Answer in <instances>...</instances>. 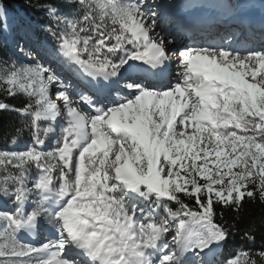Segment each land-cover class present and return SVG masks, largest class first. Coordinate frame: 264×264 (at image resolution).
Returning <instances> with one entry per match:
<instances>
[{
	"label": "rangeland",
	"instance_id": "1",
	"mask_svg": "<svg viewBox=\"0 0 264 264\" xmlns=\"http://www.w3.org/2000/svg\"><path fill=\"white\" fill-rule=\"evenodd\" d=\"M68 1H78L81 4L80 8L96 13V17L106 21L112 30L108 37H100V31L89 28L84 22L85 18H80L81 12L78 10L71 17H54L57 20L55 30L57 39L62 40L60 54L73 67L76 68L81 62L86 69L114 78V83L108 89V84L100 81L107 91L104 95V90H101L105 97L102 96L97 101L104 106L102 117L82 109L81 101L86 90L80 86L78 80H73L74 75L68 71L63 61H57L53 55L54 50L48 44H39L28 29L13 22V16L3 27L1 37L8 39L12 61L0 65V88L2 82L35 96L39 105L43 107L41 116L56 124L58 130L54 137L58 145L51 151L43 144H33L2 155L3 159H13L18 164L26 161L31 165L34 163L39 169V176L35 178L25 176L19 203L14 197L16 205L12 208L9 209L0 201V264H50L55 259L73 264L74 257L71 259V256L65 255L61 248L66 243V235L59 233L61 239L57 235L58 246L60 243L61 245L53 248V240L56 238H50L45 233L43 235L45 238L39 244L42 246L37 247L19 240L15 230V221L22 218L25 208H28L30 216L43 214L42 219L45 221L42 227L47 231L54 228L52 222L59 212L68 210L69 205L72 208L73 203L79 207L77 212L85 221L83 232H92L94 235L95 231L91 229V225H96L102 218L112 217L115 220L116 232L111 238L110 247L124 258L125 264H161L164 257L178 264H244L246 258L243 255L222 263L217 260L215 252L221 246L223 236L222 241L214 244L208 251L191 253L192 244L186 242V239L192 232H198L205 243L211 239L210 232L200 223L204 220H191L181 229L174 228L165 216L159 218L153 216L145 206L146 199L139 189L147 183L150 187L149 194H158L160 198L167 196V187L161 182L157 167V159L161 157L179 163L180 170L177 172L176 183L185 191H189V187L193 186L189 177L192 171L188 166L194 163L199 169L194 190L203 186L212 187L216 197L222 200L234 193L237 187H241L253 173L264 174L263 153L257 147L259 142L250 134L238 132L242 130L239 126H231L236 124L232 109L238 110L243 118H248L252 114L254 104L248 102L246 97L250 95L258 104L264 105V96L241 89L230 77L224 76V66L221 63L225 59L222 53L227 54L226 60L234 56L238 58L246 55L256 56L247 63L244 79L264 91V44H256V41L249 37L252 36V32L241 34L233 29L220 32L217 39L222 37V40H218L220 47L217 49H211L208 43L193 42L187 39L189 36L181 38L180 35L176 38L172 35L176 27L170 26V19L174 17L168 15L163 19L158 18L157 0ZM165 1V7L170 3L173 8L195 6L200 9L206 4L208 8L220 11L231 9L232 15L235 12L239 14L238 11L243 10L247 1L264 2V0L231 2L217 0L225 3V7L219 8L218 4L213 7L217 2L215 0ZM173 8L168 12H173ZM252 10L250 13L243 10V13L252 14L259 11ZM258 13L264 16V12ZM143 16L146 18L140 23L138 19ZM214 28L203 34L208 35L212 31L220 30ZM138 30L147 33L159 32L168 36L170 38L168 40L171 41L172 47L166 48L167 54L170 55L168 58L172 59L171 63L174 65L169 81L161 89L149 85L143 87L154 97L145 96L142 91L135 89L141 82L130 76L132 72H127L129 64L130 71H133L132 66L138 65L133 60H141L145 55L140 54V50L144 51L146 48L147 58L143 61V67L149 68L145 63L150 57L148 45H151L152 41L150 38H141ZM110 34L114 35L116 40L111 39ZM230 34L235 36L230 37ZM122 40L130 48L129 51L119 52ZM181 49L185 52L183 53ZM191 50H195L193 52L195 55L216 60L220 67L216 74L227 78L226 82H222L219 77L209 81L203 73L197 75L191 73L188 63L183 58V55L190 53ZM176 52L182 53V56L173 59L175 56H172V53ZM239 61L235 63L236 66L228 67V70L242 75L245 69L240 68ZM143 67L140 65L137 71L143 70ZM94 77L96 78L95 75ZM206 85L210 87V94L207 97L201 93ZM125 99L128 100L124 103L119 102ZM120 108L125 110L121 112L120 121L126 126L125 132L128 133L120 134L122 129H118L119 134H112L109 125L111 124V129H115L113 112L120 111ZM74 111L79 112L86 121L87 136L84 139H81L84 129L80 128L72 117ZM203 111L210 113L211 120L203 118L201 113ZM93 138L94 141H101L100 147L92 142ZM16 146L17 144L13 145L14 148ZM147 154L150 156L146 161ZM52 164L60 165L62 170L55 176ZM85 164L89 170L93 169L95 172L89 177V181L95 182L90 184L87 180L82 181ZM137 164L141 165L144 177L137 175ZM106 184L112 188L126 184L129 215L120 214L113 206H105L103 185ZM53 188L59 190L62 196L59 205L53 206L54 209L42 205L43 194L41 198L38 196L42 191ZM70 193L77 198L69 195ZM60 205L62 207L57 211ZM213 228L215 233L221 235L218 228ZM183 243L186 248L181 255L179 250Z\"/></svg>",
	"mask_w": 264,
	"mask_h": 264
},
{
	"label": "trees",
	"instance_id": "2",
	"mask_svg": "<svg viewBox=\"0 0 264 264\" xmlns=\"http://www.w3.org/2000/svg\"><path fill=\"white\" fill-rule=\"evenodd\" d=\"M80 6L78 1L68 0H0V65L12 61L11 46L7 39L1 37L3 26L10 21L11 16L13 22L28 29L39 44H49L57 58H62L58 52L62 40L57 39L58 35L55 32L57 20L52 13L57 18L71 17L78 10L81 12L80 18H85L84 22L89 28L100 31V37H108L112 30L108 23L101 17H96V13H90ZM110 38L116 40L112 34ZM127 47L122 40L119 52ZM1 84L0 199L10 209L16 205L14 197L18 199L22 195L24 187L22 182L25 176H37L39 169L34 163L29 164V161L18 164L13 159H3L2 155L41 143L52 151L58 142L56 143L54 138L56 132L54 124L39 118L41 106L37 103V98L22 89L2 82ZM246 100L254 104L251 116L243 118L238 110L232 109L231 112L236 118V124L232 126L241 127L240 133L250 134L264 145V105L258 104L250 95ZM14 143H17L15 148ZM148 156L150 154L145 156L146 161ZM157 167L159 178L166 185L168 192L163 198L155 193L149 194L150 187L145 183L139 190L145 195L148 206L158 205L161 216L164 215L174 228L180 229L190 220L198 219L215 224L224 237V243L216 254L217 260L221 263L243 255L246 258L244 264H264V174L253 173L241 187H237L234 193L222 200L216 197L212 187L203 186L194 190L199 172L194 163L188 166L192 171L189 177L193 184L189 191H185L176 183L177 172L180 170L179 163L161 157L157 159ZM52 168L53 176L62 171L60 165L55 164ZM136 172L144 177L141 165L137 164ZM94 173V170H89L85 164L84 179L89 181V177ZM104 188L107 206H113L119 213L127 214L129 209L127 186L124 184L112 188L106 184Z\"/></svg>",
	"mask_w": 264,
	"mask_h": 264
},
{
	"label": "bare ground",
	"instance_id": "3",
	"mask_svg": "<svg viewBox=\"0 0 264 264\" xmlns=\"http://www.w3.org/2000/svg\"><path fill=\"white\" fill-rule=\"evenodd\" d=\"M158 2V4H157V8L159 9V7L161 6V7H163L164 8V12H166V11H168L169 9H172L173 7H171V5H170V3H168V5H167V7H165V5H166V1L165 0H157ZM168 1V0H167ZM215 1H217V0H215ZM161 2H165V5L164 6H162V4H161ZM216 4H218L219 5V8H220V6L221 7H225V3H224V1H217L216 3H214L213 4V7H216L215 5ZM206 5V4H205ZM207 5H209V4H207ZM244 8H243V10L245 11V12H252L253 10L252 9H255V10H259V11H257V12H264V2H262V1H256V3L254 2V1H247L246 3H244ZM182 6V5H181ZM180 7V6H179ZM178 6L176 7H174L173 9H174V11L173 12H171L172 14H177L179 11V9L181 8H179ZM185 9H191V10H199L198 9V7H195V6H188V7H186ZM222 9V8H221ZM218 10V9H217ZM243 10H241V11H238L239 12V14L238 15H240V16H252L253 15V13L252 14H244L243 12ZM219 11V13H220V15L221 16H223V17H225V16H230V15H232V13L231 12H233V11H231V9H227V10H222V11H220V10H218ZM159 12H161L160 11V9H159ZM170 13V12H169ZM159 14V13H158ZM163 14V13H162ZM183 16H185L186 14H182ZM260 16H263V15H261L260 14ZM159 18H160V15L158 16ZM264 17V16H263ZM145 16H143V17H141V18H139L138 19V21L140 22V23H142V22H144V20H145ZM223 26H221V31H223ZM211 30V29H210ZM196 31V30H195ZM213 32H216V33H213ZM249 32H252V36H249V37H252L253 38V40L254 41H256V44H264V32L263 31H261V30H249ZM137 33H138V35L142 38V37H145V38H150L151 39V41H152V44L151 45H148V50H149V58L146 60L147 62L145 63L146 65H148L149 66V68H146V67H143V68H145V70H143V75H147V76H150L151 75V65L150 64H153L154 63V60H156L157 59V61H160V60H162V61H165L166 63H167V66H168V70H167V73H168V75H167V78H170L171 77V69H172V67L174 66L172 63H171V61H172V59L170 60V58H168L170 55L169 54H167V52H166V48L168 49L169 47H172L171 46V41L170 40H168V36H164V35H162V34H159V32H149V33H147V32H142V31H137ZM199 33V32H198ZM255 33H257V34H255ZM220 34V32H218V29H217V31H212V33H209L208 35H204V34H199V35H192V36H189L190 38H187V39H189V40H192L193 42H196V43H208L209 45H211V49L212 48H215V49H217V48H219L220 46H219V44H220V42L219 41H221L222 40V37H219V39H217V37H218V35ZM259 34H263V36H257V35H259ZM151 35H153V36H151ZM172 35H175V34H172ZM185 35H187V34H185ZM183 36V35H182ZM172 39H173V36L171 37ZM170 39V38H169ZM194 39V40H193ZM242 39V38H241ZM244 39V38H243ZM247 39V38H246ZM219 40V41H218ZM247 42V41H246ZM245 42V43H246ZM246 48H248V47H246ZM211 49H209V51L211 50ZM181 51H183V53L185 52V50H181ZM195 50H191V52L190 53H187V54H185V55H183V58H184V60L186 61V63H188V66H189V68H190V72L191 73H193L194 75H197V74H200V73H203V74H205L206 75V77L209 79V81H212V79H214V77H219L221 80H222V82H226V79L227 78H224V77H220V76H218L217 74H216V72L218 71V70H220V67H219V65H218V62L216 61V60H210V58L208 59L206 56H202V55H195V54H193V52H194ZM220 53V52H219ZM250 54H252V53H250ZM172 56H175V57H173V59H178V57L177 56H182V53L181 54H179V52H176V53H172ZM222 56H224V58L225 59H223L222 60V65L224 66L223 67V71H225V73H224V76H228V77H230L234 82H236L238 85H239V87L241 88V89H244V90H248V91H250L252 94H255V95H258V96H261V97H263L264 96V91H262L257 85H255V84H253V85H251V84H249L245 79H244V76L246 75V68L248 67L247 65V63L249 62V61H251V60H253V58H255L256 56H252V55H246L245 57H240V58H238L237 56L235 57L234 56V58H230V59H228V60H226V58H227V54L226 53H222ZM172 58V57H171ZM169 59V60H168ZM237 60H240L239 62H240V68H242V67H244L243 68V73H242V75L241 74H239V73H233V72H230L229 70H228V67H234V66H236V62H237ZM188 61V62H187ZM155 64V63H154ZM173 65V66H172ZM157 66V65H156ZM155 66V67H156ZM186 66V65H185ZM136 67H138V66H132V73H131V77L132 78H134V80L136 79L137 80V82L138 81H140L141 82V84H137L136 85V87H135V89H137V90H140V91H142V94H144L145 96H153L154 97V95H151L148 91H147V89L145 88V89H143V87H146L145 85H149V86H151V87H155V88H159V89H161L162 88V86H164V84L163 83H160V82H158V81H148L147 79H144V78H142L140 75L141 74H135L134 72H137L136 70L138 69V68H136ZM170 67H171V69H170ZM163 70H164V68H162ZM90 72H91V74H92V76H93V78L95 79V81H96V87H99V88H101V90L105 87L104 85H103V83L105 84V85H107L108 84V86H107V88H110L111 87V85L114 83L113 82V80H114V78L112 79V78H109V76L108 75H102V74H98V73H96V72H94V71H91V70H89ZM250 71H248V73H249ZM94 75L96 76V78L94 77ZM99 80V81H98ZM103 81V83L102 82H100V81ZM143 84V85H142ZM102 85V86H101ZM133 85V84H132ZM135 86V85H134ZM146 90V91H145ZM209 90H210V87H209V85H206V87L201 91V93L202 94H204L206 97L210 94V92H209ZM150 91V90H149ZM151 92V91H150ZM149 93V94H148ZM152 93V92H151ZM156 94V93H155ZM128 99H125V100H121V101H119L120 103L122 102V103H124L125 101H127ZM138 100V99H137ZM144 100V99H143ZM149 100V99H148ZM131 101V100H130ZM146 101V100H145ZM139 102V101H138ZM144 102H140V104H143ZM145 104V103H144ZM143 106V105H142ZM124 107V106H123ZM128 107H130V104L128 103ZM140 107H141V105H140ZM125 108V107H124ZM203 108H205V107H203ZM121 109V108H120ZM123 111H125V110H120V111H116V112H113V117H114V122H115V125L113 124V127L115 128V129H112L113 131H116V132H118V129H122L121 130V132H125V131H127L126 130V126H124V124H122V122L120 121V115H121V112H123ZM127 111V110H126ZM202 114H203V118L204 119H206V120H211V116H210V113H207L206 111H203V112H201ZM72 117H73V119H74V121L77 123V124H79V127L80 128H82V129H84V133L81 135V139H84L86 136H87V132L85 131V128H86V121H85V119H83V117L81 116V114L79 113V112H76V111H74L73 113H72ZM113 122V123H114ZM209 122V121H208ZM242 131V130H241ZM120 133V132H119ZM94 143L98 146V147H100V145H101V141H99V140H95L94 141ZM131 175H133L134 177H135V175H134V173L133 172H131ZM27 204H28V202H27ZM78 206L77 205H75L74 203L72 204V208L70 207V205H69V207H68V210H66L64 213H63V215H61L60 217L62 218V220H63V222L65 223V225H69V221H70V213H75L77 216H78V219L79 220H82V215L81 216H79L80 214H79V212H77V211H79V210H76V208H77ZM67 221V222H66ZM83 221V220H82ZM44 222V220L42 219V217L40 216V215H34L33 217H32V220H31V223L30 224H28V226L29 227H27V230H28V232H29V234L32 236V237H38V241H37V247H40V246H42V245H39L40 244V241L42 240V239H44L45 237H40L42 234L40 233V230L42 231V229H39V231H38V227L40 226V227H42V223ZM201 223V225L204 227L205 226V228L207 229V231L208 232H210V237H211V239H210V241L208 242V243H205L204 242V240H203V238L199 235V233L198 232H192L188 237H187V239H186V242H188V243H191L192 244V246H191V253L192 252H197V251H200V252H206V251H208L214 244H216V243H218L219 241H222V234L220 235V234H217V233H215L214 232V225H212L211 223H209L208 221H203V222H200ZM91 229L92 230H94L95 231V233H94V235L92 234V232H83L82 230H80L79 231V234L84 238V240H88L94 247H96L105 237H108L110 240H109V243H108V245H107V249L105 250V252H104V254H107V255H110V256H112V257H115L118 261H119V263L120 264H122L121 263V259L123 260L124 258H122L121 256H119L118 254H116V250H114V249H112L110 246H111V238H113V236H115L114 234H115V232H116V230L115 229H113L112 231H110V232H107L106 231V229L105 228H103V226L100 224V223H97L96 225H91ZM52 231L54 232V236H53V234H51V233H48V231H47V235L48 236H50V238L52 237H55L56 238V240L54 239L53 240V248L54 247H57L58 246V236H59V233L60 234H63V235H65L64 233H63V226L62 225H58L57 227H55V228H53L52 229ZM44 235V234H43ZM58 235V236H57ZM66 237V239H65V241H66V243H64L63 244V247H61L62 249H63V251L62 252H66L65 253V255H67V256H71V259L73 258V253H74V251H73V249H72V245H71V243L69 242V240H68V238H67V236H65ZM59 238L61 239V237L59 236ZM63 241V240H62ZM42 242V241H41ZM159 242V241H158ZM27 244H29V243H27ZM161 244V243H160ZM160 244L158 245L159 247H160ZM60 245H61V243L59 244V246L58 247H60ZM158 247V248H159ZM65 248H67V250H65ZM184 248H186V245H184V243L183 244H181L180 245V252H181V255L182 254H184ZM166 250V249H165ZM193 250V251H192ZM196 250V251H195ZM114 252H115V254H114ZM189 252H190V250H189ZM53 255H54V253H53ZM79 257V259H74V262L75 263H73V264H83V263H86V262H83V254L81 255L80 254V256H78L77 254H76V258H78ZM166 258H168V257H164V260H162L161 261V264H178V262H175V261H173L172 262V260H170V259H166ZM166 260H168V261H166ZM77 262V263H76ZM51 263H53V264H72L71 262H69V261H64V260H53V261H51ZM50 263V264H51Z\"/></svg>",
	"mask_w": 264,
	"mask_h": 264
},
{
	"label": "water",
	"instance_id": "4",
	"mask_svg": "<svg viewBox=\"0 0 264 264\" xmlns=\"http://www.w3.org/2000/svg\"><path fill=\"white\" fill-rule=\"evenodd\" d=\"M99 222H100V224H102L103 226H105V227L107 228V231H108V232H110V231L115 227V224H114V222H113L111 219H102V220L99 221ZM108 241H109V238H108V237H106V238L103 240V242H102V244H101V246H100V250H101V251H104V249H105V247H106Z\"/></svg>",
	"mask_w": 264,
	"mask_h": 264
}]
</instances>
